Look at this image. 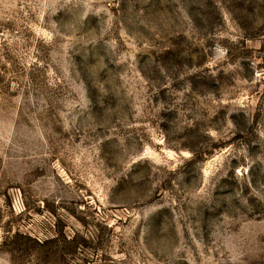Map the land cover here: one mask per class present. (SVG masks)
Masks as SVG:
<instances>
[{
    "label": "rangeland",
    "instance_id": "374dc122",
    "mask_svg": "<svg viewBox=\"0 0 264 264\" xmlns=\"http://www.w3.org/2000/svg\"><path fill=\"white\" fill-rule=\"evenodd\" d=\"M0 264H264V0H0Z\"/></svg>",
    "mask_w": 264,
    "mask_h": 264
}]
</instances>
